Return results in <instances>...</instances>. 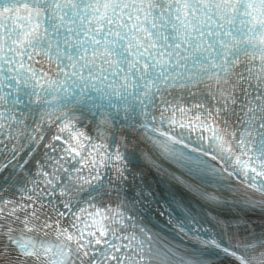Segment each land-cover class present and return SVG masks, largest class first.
Listing matches in <instances>:
<instances>
[{"label":"snow or ice","instance_id":"6c2138e0","mask_svg":"<svg viewBox=\"0 0 264 264\" xmlns=\"http://www.w3.org/2000/svg\"><path fill=\"white\" fill-rule=\"evenodd\" d=\"M0 264H264V0H0Z\"/></svg>","mask_w":264,"mask_h":264}]
</instances>
